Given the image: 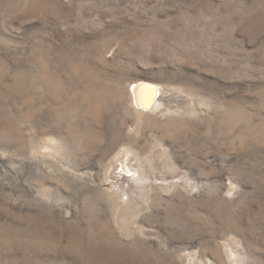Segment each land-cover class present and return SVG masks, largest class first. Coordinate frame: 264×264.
Masks as SVG:
<instances>
[{"label":"rangeland","instance_id":"rangeland-1","mask_svg":"<svg viewBox=\"0 0 264 264\" xmlns=\"http://www.w3.org/2000/svg\"><path fill=\"white\" fill-rule=\"evenodd\" d=\"M0 264H264V0H0Z\"/></svg>","mask_w":264,"mask_h":264},{"label":"bare ground","instance_id":"bare-ground-1","mask_svg":"<svg viewBox=\"0 0 264 264\" xmlns=\"http://www.w3.org/2000/svg\"><path fill=\"white\" fill-rule=\"evenodd\" d=\"M157 94V98L164 100L165 96L162 90L154 89L147 86H138L136 89L135 101H138V106H143L145 109L148 108V101L150 102V96ZM154 98V97H153ZM152 101V100H151ZM144 103V104H143ZM155 105H158L157 103ZM157 112L161 109L160 106H155L154 108Z\"/></svg>","mask_w":264,"mask_h":264}]
</instances>
